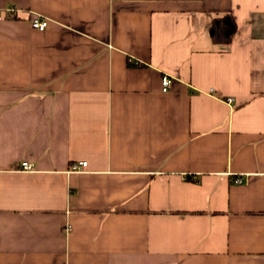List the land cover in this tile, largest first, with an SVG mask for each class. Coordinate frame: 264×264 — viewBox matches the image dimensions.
Here are the masks:
<instances>
[{
  "label": "crops",
  "instance_id": "1",
  "mask_svg": "<svg viewBox=\"0 0 264 264\" xmlns=\"http://www.w3.org/2000/svg\"><path fill=\"white\" fill-rule=\"evenodd\" d=\"M0 12V264H264V0Z\"/></svg>",
  "mask_w": 264,
  "mask_h": 264
},
{
  "label": "trees",
  "instance_id": "2",
  "mask_svg": "<svg viewBox=\"0 0 264 264\" xmlns=\"http://www.w3.org/2000/svg\"><path fill=\"white\" fill-rule=\"evenodd\" d=\"M213 39L216 42L229 43L237 30V24L232 14L215 18L212 25Z\"/></svg>",
  "mask_w": 264,
  "mask_h": 264
},
{
  "label": "built area",
  "instance_id": "3",
  "mask_svg": "<svg viewBox=\"0 0 264 264\" xmlns=\"http://www.w3.org/2000/svg\"><path fill=\"white\" fill-rule=\"evenodd\" d=\"M5 11L10 15V16H14L15 12H16V9L14 7H8V8H5ZM4 18V14L0 12V19ZM48 19L46 17H43L42 15L40 14H36L33 16V18L31 19V24L33 27L35 28H38V29H45L48 25ZM171 82V78L168 76V75H165L164 78H163V84L165 86V89L167 88V86L170 84ZM232 100V99H230ZM88 164L87 161H81L77 164H75V168L77 169H81L82 167L86 166ZM22 168L23 169H26V170H29V169H32V164L27 162V161H24L22 163ZM239 182L242 181V179L238 178L237 179Z\"/></svg>",
  "mask_w": 264,
  "mask_h": 264
}]
</instances>
